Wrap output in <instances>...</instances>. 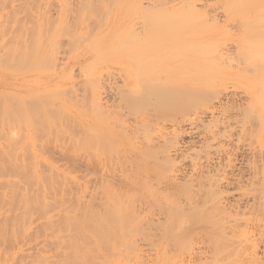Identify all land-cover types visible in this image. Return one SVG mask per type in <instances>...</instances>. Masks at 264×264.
Returning a JSON list of instances; mask_svg holds the SVG:
<instances>
[{"label":"rangeland","instance_id":"374dc122","mask_svg":"<svg viewBox=\"0 0 264 264\" xmlns=\"http://www.w3.org/2000/svg\"><path fill=\"white\" fill-rule=\"evenodd\" d=\"M5 1L7 2L1 3L0 0L2 4H0V8H2L1 6H4V8L5 6L6 8H11V6L15 4L16 9L19 11L16 15L18 22L16 18H12L14 21H9L11 18L0 19V83L3 82L10 88L0 89V168L7 170L13 169L11 172L13 171L14 173L10 172L12 177L11 175L7 177V182L13 186L14 190L10 188L11 186L8 187L7 183H1L2 179H0V251L2 255L7 253L5 254L7 258L10 261L17 260V264L20 261H23V263L20 262L19 264H25L26 262V264H53L60 260V256L64 251H68L67 248H65V244H63V248L60 243H58L60 246H57L56 242L60 240L68 242L70 237L67 235V231L64 232L65 229L62 228L61 230L64 231L60 234L61 236L57 234L56 227L58 228L59 225H57L56 222L60 223L64 214L69 213L74 216L80 213L78 212V203H76L77 199L85 197L86 199H84L88 201L89 196L87 194L89 192L91 193V189H89V181L91 178H88L89 171L87 172L85 169L87 168L85 164H87L88 156L91 153L90 133L88 129L91 117L92 81L94 77L100 76L102 80L100 79L98 82L101 83H99V88H101H98V91L104 92V86H106L108 83L107 81H109L105 78L109 79V73L113 72L114 74H118L119 71L141 70L142 72L154 71V75L157 73V76L160 77V74H162L164 79L167 77L172 78L173 81L177 80L176 82H169L168 80L171 79L166 78L168 89H166V87H161L163 90L160 88L162 92H165V90H167V92L169 91L167 96H169L170 100L168 103H164V105H168L169 103H172V105L170 106L169 104V108H167L168 106L165 108L163 105L162 108H165H163L164 112L169 111L166 113H168L171 118L166 117L167 121H169L165 122L166 120H164L165 123L161 122L160 130L158 129L156 133L154 131L151 134H155L153 135L155 138L160 135L170 136V138L177 137L175 139L176 142H174V139H169V141L167 137H165L166 141L169 143L168 146L171 142L174 143L173 150H169V148L173 146V143L168 149L166 148L167 151L169 150L170 152L169 159H172L171 161H173V163L170 160H163L164 157H167L165 156L167 152L163 151L165 154H162L163 152L158 154L159 160L162 154L161 160L165 161L166 166H170L171 164L174 166L175 164V167L170 166V170L173 168V173H171L172 175H166V170H168L169 167L167 169V167L164 166L165 164L163 165L164 162L162 163L156 160V162L162 163V170L164 169L163 171H165L162 177L157 178L160 180L165 179V182L172 179L174 176H178V178H180L178 181H183L182 183H184V180L185 182L188 181L187 178L189 176V178H191V175L196 177L195 175L197 174L201 176L206 173V175L204 174L205 176H201L206 177L209 175L207 173L209 169V172L212 173L216 168L217 171L219 170V173L215 170L214 174H210L209 176L212 179V184L206 185L208 189L204 188L208 191L207 196L210 195L206 203L203 201L204 198H207L205 197V190L203 189L204 191L201 190L202 192H200L199 187L195 188L196 192H198L197 194L195 193L196 196L201 193L197 196L198 206H196V199H194L195 203L193 202V206L196 204L197 210H195V208H190L193 207L192 205H189L190 207L187 206L186 204H188V202L184 199L186 204H184L183 200H180L179 203L181 205L182 201L183 206L185 205L186 208L189 207L191 209L190 212H187L189 208L186 209L185 206L183 207L187 210L185 211L189 215L191 214L190 217H192V215L196 216L194 213L197 212L199 214L197 216L202 217L201 214H206H203V211L206 212V209L210 210L208 207L211 204L214 203L211 206L214 207L215 205L216 208V201L219 204L217 208L221 210H219V212L218 209L211 208L213 209L212 212L214 210L218 212L213 213L214 217L211 216L213 219L210 225L213 224L214 227L212 225L209 227L210 229L207 227L209 224H206L204 221L201 223L204 222L206 225H204V223L200 225V221L198 220H194V222H196L192 225L194 222L191 221V219V222L188 221L183 226V230H187L190 227L196 229L198 225L204 228V230L201 228L199 229L204 231L203 233H209L211 235L210 237H213L210 240L212 241L211 243L207 242L208 236L205 237L207 241H205L206 239H204V237H198L192 242L193 244L190 245L189 251L185 250L186 252L183 253L178 251L175 246L172 247V243L168 241L165 234L166 229H164V227L167 223L165 221L168 220L164 218L167 216L166 219H168L169 214H162L157 210L156 213L160 214L159 216H157L158 214L156 215L158 219H160L159 222L156 224L158 219L155 215L153 218H149V221L152 219L150 222L152 224L154 222L155 226L159 225L160 227L156 226L158 228L154 227V229L153 225L147 222L148 224L150 223L153 228H145L150 234L148 239H145V241L141 240L139 244L137 242L138 246L135 248H133L134 246L132 247V244L130 245L131 248H128L127 244L130 240L132 242V239H137L138 237H131V239L129 237H124V239H130L129 241L126 239H122L119 242L113 241L112 244L113 246L115 244L116 247L111 245L112 241L109 243L110 245L108 244L109 248L108 246H106L107 248L102 246L107 244H100L101 246L98 244L99 247L95 245L91 248L96 257L94 256L91 261L96 260L95 264H231L234 261L233 259L238 261L240 259L236 257L232 258L233 256L231 255L233 253L241 255V264L249 260L251 261L250 258L253 260L257 258L259 264L264 263V219L263 217L262 219L259 218L264 214V212H262L263 214L260 213L264 211V208H261L264 207L262 206V204H264V193H262L264 185V117L260 119L255 109H252L254 108V99L256 97L260 96L264 99V71H262L261 68L262 64L264 65V38L261 37V35H264V0H244V2L243 0H238L241 2L236 0H166L167 5L163 4L165 2L164 0V2H161V0H152L151 2L148 0H131L129 4L132 8L129 9H122L120 6L122 1L120 2V0H89L88 4H85L84 0H74V2L76 1V5L74 7L75 12L73 16L77 17V24L79 27L77 28V32L73 33V36L64 35L61 38L38 37L37 35L18 36V34H15L18 29H26L29 32L30 30L38 29V24L35 20L36 17L34 16L38 15L36 10L39 11L40 6H48L50 3H54L52 11L50 10L51 8L49 9V15H51L52 18L55 17L54 19L58 18L57 11L61 8L56 7L58 3L57 0H54L56 3L53 0H39L43 2V5L38 0H19V2H17V0H15L16 2L13 0H10L11 2H9V0ZM63 1L64 0H62V2ZM134 1L138 3L137 7L131 4ZM154 1H156L155 4L153 3ZM245 2H247L246 4L249 3V5L243 7L242 5H244ZM63 3L65 4V2ZM239 3L242 4H240V7L238 6ZM36 4H39L38 8ZM51 5L50 7H52ZM53 9L54 11L56 9V12H54ZM63 9L64 11L60 13L65 16L66 8L64 7ZM146 15L151 16L150 18L152 21H150L149 16ZM167 18H169L167 21L168 23H162L166 21ZM115 20H118L117 22L120 23L125 22L127 26L117 29L115 28L117 24ZM242 20L246 21V23ZM247 20L251 22H247ZM135 21L140 23L137 25L138 23L136 22V30L139 31L136 34H140L142 31L144 32L143 26H145V34L142 32V35L134 36L136 34L133 35L128 33L130 31V26ZM153 21L156 22H154L156 25L157 22L161 25V27L157 26V29L160 28L159 32L163 37L165 36L164 38H169L171 36V39H166L167 43L171 42L169 40H174H172L173 44L170 43L165 45L166 42L164 40L163 43H161L163 44L161 47H168L163 49L165 51L167 49L164 55L172 52V54L166 55L167 58H169L167 60L161 58L164 57L161 53L163 50L160 49L161 51L158 50L160 52L155 51V53H153L151 47L153 42L151 43V40L147 42L149 34L156 37L153 34L154 31L152 32L155 27L154 24L153 27L151 25ZM41 23L43 24V31L48 28L51 31L56 29L61 30L58 23L54 26L47 21V18L41 21ZM247 23H250V25H247ZM251 23H253L254 28L250 27L252 26ZM247 26L251 29L247 30ZM114 28L115 30H113ZM150 29L152 30L150 31ZM165 29H169V31ZM13 31L16 32L13 33ZM18 31L20 32L21 30ZM116 31H120V33ZM149 31L152 33H149ZM257 32L262 34L258 36ZM14 34L17 36H13ZM255 34H257L258 38ZM166 35L168 36L166 37ZM162 36L161 39L163 38ZM131 41L135 44L139 42L140 45H133L134 43L131 44ZM261 43H263V45H261ZM135 53L142 58V61H146L147 57L150 59L151 56L155 55L160 59L155 61L152 65H150L151 63L145 62L147 66H144L142 63L141 66H139L138 61L134 60L131 56ZM101 54H105L106 58L99 59L98 61L95 60V58H97L96 56L99 57ZM258 55L262 57L261 60H258ZM166 56L164 58H166ZM202 57H205L204 62H201V60H203L201 59ZM184 58L186 59L184 60ZM208 58L211 60V63L206 60ZM148 59L147 61H149ZM185 61L187 65L184 64ZM205 61L209 63L210 67H214L215 69L213 68V70H216L217 73H222L223 71L222 75L228 76L224 77V79L227 80L225 82H218L215 78L213 81V77L215 75L217 77L218 75L215 72H210L212 76L210 73H208L210 75H207L212 77L210 82L213 81V83L206 85L208 84L207 82L204 84V82L209 81V77H205V74L212 70L209 69L210 67ZM198 62L200 67V63L204 66H202L200 70L204 73L206 71L203 77L204 82H202V72L200 70L196 71L199 66L193 64ZM192 64L195 68H193ZM142 67H144V70ZM216 67L222 70H218ZM139 68L141 69L139 70ZM142 72L141 74H143ZM213 73H215V75ZM154 77L157 78L156 76ZM154 77L152 74L151 78ZM115 78L118 77L116 76ZM151 78L148 77V80H152ZM160 78V81H164V79ZM174 78L177 79L174 80ZM206 78L208 79L206 80ZM138 80L140 81L137 77H124L116 81V83L113 81V83L115 84L114 87L118 88L120 86L123 87L126 81L135 82L136 84L140 83L137 82ZM103 83L105 84L103 85ZM164 85L165 81L162 86ZM105 88H107V86ZM142 88L141 85L139 89ZM144 89H142V91ZM172 89H174L176 93L180 90L179 97L181 93L182 95L184 93L187 96L189 95V100L187 96H185L187 98L181 96L183 100L187 99L188 102L193 101L190 97L199 98V100L194 99L196 101L198 100V102L195 101L196 103H194L196 105L190 102L192 106L189 107L192 108L188 107L190 110L186 111V113L188 114V112H190L187 117L185 116L182 118L183 113L182 111H180V113L179 110L187 107L188 105L186 104L188 103L183 105L181 103V98V101L178 102L180 99H177L179 97L175 96L177 94L174 93V91H172L171 94ZM169 93L172 99L176 97L175 99L178 101H171ZM162 95L164 96V94ZM31 97L33 101L29 100ZM13 98L16 99L14 100ZM21 98H24L28 103H19L18 100ZM165 100H168V97H166ZM144 101H141L140 104L138 103V109ZM145 102H147V100ZM151 102H154V100ZM173 102L174 105L177 104V106H174ZM149 103L150 102H148V104ZM178 103L181 104V108L178 106ZM183 103H185V101ZM153 104H155V102ZM146 107L144 109L140 107L142 113L136 108V111L139 113V115H136L138 119H143L145 118L144 116L148 115H146V111H148L147 109H149L150 105H146ZM174 107H177V112L176 109H173ZM188 108H186V110ZM171 109L173 110L171 111ZM50 110L56 113L57 119H51L52 117L54 118L55 115L51 117ZM52 121L53 124L51 123ZM221 122L224 124L221 125ZM54 123H56L55 125L57 128ZM215 125H218V128H216L217 126L214 128ZM48 126L49 129H44ZM50 126L55 129H51ZM219 126H221L220 129ZM213 128L214 130L212 131ZM14 132L17 133V136H12ZM221 132L222 135H219ZM215 134L216 137L217 135L222 137H217L218 140H216ZM139 136H141V138L139 137L137 141L138 145L148 141H146L147 137L144 139V142L141 132ZM145 136L148 135L145 134L143 137ZM61 151L63 155L66 156L67 154V160H65V157V159L62 158L63 155ZM61 155L62 157H60ZM36 157L39 160L37 166L40 168V173H42L43 176L52 178L53 172L55 174L61 173V176H64L59 178L61 179L59 182L55 177L56 188L58 187V189H54L55 187L53 186H51L52 190L54 189L53 191L49 190L50 186L44 189L49 190L48 192L44 191V193L46 192L45 196H47L45 198H48L47 215L48 219H51H49V222L46 220L47 218H45V220L49 222L48 227H46L47 222L45 223V220L42 218L43 214L41 210L37 209V211L33 209L32 215L30 214L29 216H35L32 217L33 219L28 216V220L26 219L25 222L24 217L26 214L22 202V204L20 203L22 206L18 204L19 207L13 210L9 208V201L12 198H17L19 203L20 193L24 192L23 189H21L23 188L21 185H25V181L21 179L22 177L17 173V169L26 168L31 170L29 162L35 163L33 160L36 159ZM70 158L73 160H70ZM84 161L85 164H83ZM153 161H155V159H152L151 163H149L152 164ZM169 161L170 163H168ZM194 164L195 166L198 165L196 166L197 168L193 166ZM217 164L221 167H226L228 165V167H226L227 170L225 168L221 170L222 168L220 169ZM191 168L196 169L194 170L195 172H190V170H193ZM204 170L206 172H204ZM224 170L227 172L225 171V173ZM220 171L225 174H220ZM193 172L195 174H193ZM216 174H218V177ZM120 175H123V173L118 174V176ZM118 176L115 177L116 179H110L112 182L118 179L116 182L119 184L120 179ZM199 176L197 175V178H199ZM17 177H20L19 179L24 181H20L22 182L20 183L21 185H19L20 187H18L17 184L19 183V179H16ZM89 177H91V175ZM15 180H17L16 183H14ZM74 181L81 185L76 184ZM87 181L89 184H87ZM116 182L114 183L117 184ZM154 183H158L157 179L154 180ZM66 184L67 187H65ZM71 185L72 188L70 187ZM38 186L39 185L36 184L35 187L30 189L43 188L42 184ZM25 187L26 186H24V190ZM69 187L73 192L69 191ZM18 188H20L22 192ZM64 188L67 189L64 190ZM137 188H140V185ZM36 190L37 189L32 190V192L30 191L31 195L33 194L32 196L38 194V190ZM161 190L163 191L161 192ZM161 190L160 192L163 196L165 189L162 188ZM34 191L36 192L35 195ZM77 191H80L81 194ZM212 191H217L218 193L216 192L217 194L212 195V197ZM167 192H165V194ZM203 192L204 195H202ZM165 194L163 197H165ZM200 196H202L203 199ZM199 198H201L203 202ZM7 199H9L8 202ZM72 200H74V202ZM61 203L64 204V208H60ZM135 204H138L137 201L134 205ZM165 204L166 202L163 206H165ZM63 209H65L67 213L63 211ZM256 209L260 211L258 215L262 214L259 217L256 215L257 213H255L258 211ZM199 211L201 213H199ZM36 214L39 216L37 217ZM186 214L185 216H189ZM209 214L212 215L210 212ZM58 216L61 218V221H59L60 219ZM253 217L254 220L255 217L257 220L258 218L260 219L258 223H252L254 221ZM249 218L251 219L247 221ZM51 221L54 223L53 225ZM213 221L217 223L220 222L218 225H223V227H225L226 230H224V234L218 233L216 223H213ZM11 223L14 225L16 223L15 227ZM147 223L146 226H148ZM44 224H46V226H44ZM54 225L55 228L52 227ZM50 226L51 228H49ZM205 226L206 229L208 228L211 231L206 230ZM228 227L229 229H227ZM49 229L51 232L54 231V234L53 232L51 234ZM199 229L197 228L194 231L198 233L200 231ZM47 230H49V232ZM246 231L249 234L244 237ZM212 232L213 235L220 234V236H213L211 234ZM72 234L75 236L74 232ZM52 235L57 236L59 241L55 236L52 237ZM221 235L227 239L225 244H228V248L226 245H224V247H222V245L221 247L227 248V250L221 251V247H219L220 249L217 251L223 252V254L220 253L214 256L215 253L212 252L213 248L217 245L220 246V244L216 245V243L213 242L217 237L222 238L223 236ZM50 237L57 241L54 243L53 239ZM247 237L250 240L249 242L245 241ZM221 240H219V242H222ZM125 241H128V243H125ZM252 242L254 243L253 247H251V244H253ZM117 243H119V245H117ZM123 243L127 246L122 245ZM213 244L215 245L212 247ZM54 245H56L57 248ZM243 246L244 250L242 249ZM110 247H112V251L109 252L108 250ZM60 248H65L66 250H61ZM104 248L107 249L108 252L105 251ZM41 249H43V251L47 249L46 251H48V254L46 251L45 253L41 252ZM59 251L61 252L59 253ZM212 255L214 258H212ZM18 260L20 261L18 262ZM260 260L262 263H260ZM248 264L258 263L249 262Z\"/></svg>","mask_w":264,"mask_h":264},{"label":"bare ground","instance_id":"6f19581e","mask_svg":"<svg viewBox=\"0 0 264 264\" xmlns=\"http://www.w3.org/2000/svg\"><path fill=\"white\" fill-rule=\"evenodd\" d=\"M11 1L9 0V2H11ZM13 1H15V0H13ZM84 1H85V4H88V2H89V0H84ZM130 1L131 0H120V2H121L120 3L121 8L122 9L132 8V6L129 4ZM148 1L151 2L152 0H148ZM164 1L161 0V2H164L163 3L164 5H167L166 4V0H164ZM236 1H238V0H236ZM2 2L5 3L7 1H5V0L2 1L1 0V3ZM17 2H19V0H17ZM39 2H41V1H39ZM57 2L58 3L56 5V7H60L61 8L60 10L58 9L59 11H57V17L58 18L54 19L55 17L52 18L51 15H49L50 14L49 11L50 10L52 11L53 4L54 3L53 4L50 3L48 5L49 6L48 7L46 5L44 6L42 4L43 2H41V4L43 6H40L39 7L38 6L39 4L38 5L36 4L37 5V8L39 7V11L36 10V12L38 13V15L37 16H34V17H36L35 20H36V23L38 24V29L30 30V32L28 30H26V29L25 30L18 29V30H21L19 32L16 29L17 32L15 31L16 32L15 33L13 31V33L18 34V36H36L37 35L38 37H46V38H61L64 35H72L73 36V33H76L77 32V28L79 27L78 24H77V17L76 16L75 17L73 16V14L75 12L74 11V7L76 5L75 4L76 1L74 2V0H64L63 2H65V4L62 2V0H57ZM238 2H241V1H238ZM243 2H244V0H243ZM153 3L155 4L156 1H154ZM246 3L247 2H245L244 5H242L241 3H239L238 6L240 7V4L243 7H245V5H249V3L248 4H246ZM58 4H59V6H58ZM131 4L133 6H136V7L138 5V3H136V1L132 2ZM6 5H7V3H6ZM50 5L52 7H50ZM233 6H234V3H233ZM1 7L4 8V6H1ZM64 7L66 8V10H65V16H63L62 13H60V12L64 11V9H63ZM243 7H241V8H243ZM2 8H0V10ZM228 8L230 9L229 6H228ZM18 11L19 10L16 9L15 4L12 5L11 8L10 7L9 8L8 7L6 8V6H5V8L0 11V19H10L11 18L9 21H14L12 18H14V19L16 18V15H17ZM53 11H54V9H53ZM54 12H56V9H55ZM149 14H151V13H149ZM151 15H153V14H151ZM146 16H149V15H146ZM154 16H153V18H154ZM150 17L151 16H149V18ZM162 17H164V16H162ZM46 18H47V21H49V23L53 24L54 26L58 23L59 24L58 26L61 28V30L56 29L54 31H51L48 28V29H46V30L43 31V29H42L43 24L41 23V21H43ZM16 20L18 22V19L17 18H16ZM135 20H136V18H135ZM149 20L152 21L151 18ZM168 20H169V18H167L166 21H164L162 23H165V22L168 23L167 22ZM115 21L117 23L115 25V28H117V29H121V28H124V27L127 26V24L125 22H123V23L121 22L120 23V22H117L118 20H115ZM138 21H135L133 24L131 23L132 25L130 26V31L128 32L129 34H133L134 35L137 32H139V31L136 30L137 25L140 24ZM242 21L246 23V21H244V20H242ZM154 22L155 21H153V23H151V22L150 23H151L152 27H153V24H154V26L156 27V29L154 27V30L150 29V31L151 30H152V32L154 31L155 33L153 32V34L156 37H153L151 34H149V37L147 38V42L150 41V40H151V43L153 42V45L151 46L153 53H155V51H158L160 49L163 50L164 48H168V47H161V45H163V44H161V43H163V40L166 42L165 45H168L170 43L173 44V42H172L173 39L172 40H169L171 42L167 43L166 39L167 40L168 39H171V36L169 38H164L165 36L163 37L161 35V33L159 32V29L160 28L157 29V26H160L161 27V25L158 24L159 22H157V25L155 24L156 22L155 23ZM247 22H251V21H248L247 20ZM248 24L250 25V23H247V25ZM135 25H136V27H135ZM251 25L252 26H250V27H253V23H251ZM134 27H135V30H134ZM143 27H144L143 30L146 33L145 26H143ZM250 27L247 26V30H250L251 29ZM115 28L113 30H115ZM132 31H134V32L136 31V32L134 33ZM150 31H149V33H152ZM163 31H164V29H163ZM166 31H169V29L166 30ZM116 32L117 33H120V31H116ZM142 32L140 34L138 33L139 35L136 34L134 36H140V35H142L144 33V32L143 33ZM15 34L13 36L16 37L17 35H15ZM162 34H163V32H162ZM261 34L258 33V36L261 35ZM160 35L164 39L163 38L161 39V36ZM167 36L168 35H166V37ZM255 36H257V34H255ZM258 36H257V38H258ZM261 37L264 38V35L263 36L261 35ZM157 40H159V41H157ZM255 41H256V39H255ZM131 42H132L131 44L134 43L133 41H131ZM259 42H260V40H259ZM136 44H139L140 45L139 42H136ZM136 44L134 43L133 45H136ZM261 45H263V43H261ZM160 51H158V52H160ZM166 51H167V49H166ZM166 51L163 50L161 53L164 55ZM173 53H174V51H173ZM170 54H172V52L171 53H168V54L166 53V55H170ZM166 55H164V57ZM177 55H178V53H177ZM131 56H132V58L134 60H137L138 61L139 66H141V63L144 66L145 65L147 66V64H145V62L146 63H151L150 65H152L155 61H157V60L160 59L158 56L155 55V56H151L153 58L150 57V59H148L149 57H147V59L149 61H147V59H146V61L143 60L144 61V63H143L142 58L138 54L135 53V54H133ZM204 56H206V55H204ZM96 57L97 58H95V60L98 61L99 59H102V58L105 59L106 58V55L105 54H101V55H99V57L98 56H96ZM164 57H161V58L162 59H165V60L169 59V58H167V56H166V58H164ZM258 57H259L258 60H261L262 57L259 56V55H258ZM186 58H187V56H186ZM186 58H184V60ZM204 58L205 57H202L201 58V59H203V60H201V62H204V60H205ZM213 58H214V56H213ZM263 59H264V57H263ZM263 59H262V62H263ZM197 60H200V59H197ZM206 60L207 61H210V63H211V60H209V58L206 59ZM207 61H205L206 64L208 63ZM213 63H214V60H213ZM256 63H259V62H256ZM184 64L187 65L186 61L184 62ZM193 64L194 65L197 64L199 66V62L198 63H193ZM193 64H192V66H193ZM197 65H195V66H197ZM200 65H201V67L203 66L202 63H200ZM208 65H209V63H208ZM192 66H191V68H192ZM263 66L264 65L262 64V67H261L262 68V71H264V67ZM201 67L200 66L198 68L196 67L197 68L196 71H199L201 69ZM207 67H206V69H207ZM209 67H210V65H209ZM193 68H195V67L193 66ZM213 68L214 67L211 66L209 69H212L213 70ZM140 69L141 68H139V70ZM142 69L144 70V67H142ZM204 69H202V70H204ZM216 69H218V68L216 67ZM212 70L209 71V72H207V73L204 70L206 74L200 70L202 72V78L204 77V74L206 75L205 77H207L212 72L217 73L216 70H213V71ZM220 70H222V69H220ZM141 72L142 71L140 70V71H119L118 74H114L113 72L109 73V79L108 78H105V79H107L109 81H107L108 82L107 85H106L107 88H105L106 86H104V92L103 91L102 92L101 91H98V88L100 86L99 85L100 82H98V81H100V79H101L100 76H99L100 78L97 77V76L94 77V79L92 81L91 117H90L89 129H88V132L90 133V148H91V153L88 156V160L86 159L87 160V164H85V161L83 162V164L87 165L86 166L87 168H85V169L87 170V172L89 171V176L91 175V177L88 176L89 179L91 178L90 181H89L90 184L87 181V184H89V186H90V187L89 186L88 187H89V189H91V193L88 191L89 192L87 194L89 196V199L87 197L88 201L85 200L86 199L85 197H84L85 199L83 197L78 198L77 201H76V203H78V206H79V211L78 212H80L81 214L78 213V214H76L74 216L71 214L72 215L71 216L69 213H67V211H65V209H63V211H65L67 214H64L63 215L64 217H62V221H61V218H59V216H58V218L60 219L59 221H61V222L60 223L56 222L57 225H59L58 228L56 227L57 234H59V236H61L60 234L63 233V231H64V230L62 231L61 228L62 229H65L64 232L67 231L66 233H67V235H69L70 239H69L68 242H64L63 240H60L59 241V238L57 236H55L56 234L55 235H52V237L55 236V238H57V240L59 241V242H56L57 243V246L58 245L60 246V244H62V248H63L64 247L63 244H65V248H67V250H68V251H64L63 254H61V256H60V260H58L56 263H53V264H95V261L96 260H92L91 261V259L95 256L94 255V252L92 251L93 250L92 249L93 246L98 245V244L99 245L100 244L101 245L102 244H107V245H102V246H105V247L108 246V248H109V245H110L109 243L111 241H112L111 242V245L113 246V244H112L113 241H115V242L118 241L119 242L120 240L124 239V237H126V238L129 237L130 239H131V237H135V238L136 237H138V238L140 237L139 238V241H138V238L137 239H132L133 241L135 240L134 242L133 241L131 242L130 239H126L125 238L128 241L130 240L129 243H128V241H125V243L126 242L128 243L127 244L128 245V248H131V246H130L131 244H132V247L134 246L133 248L137 247L138 244H139V242H141V240L142 241L143 240L145 241V239H148V237L150 236L149 232H147L145 228H147V227L148 228L149 227L152 228V226H151L152 223L150 222L152 219L149 221V218H153L154 215L156 216L158 214V213H156L157 210L159 211V213H162V214L163 213H165V214L168 213L169 214L168 219H166L167 216H165V218H164L165 220H168V221H165V222H167L166 223V226L164 227V229H166V233L165 234H166V237L168 238V241L172 243V245H173L172 247L175 246L178 251H181L182 253L183 252H186V251H189L190 245L193 244L192 242L194 240H196V238H198V237H202V238L204 237V239H206L205 237L208 236L209 237V238H207L208 241H207V239L205 241H207L208 243H211L212 242L210 240L213 237H210L211 235L209 233H203L204 231H201L199 228H201L202 230H204V228L200 227L198 224H197L198 225L197 228L201 231V232L199 231L198 233H197V231H194L197 228L196 229L195 228L192 229L193 227H190L191 229L189 228L187 230H183V226L185 225L186 222L190 221V219L193 222H194V220L200 221L199 222L200 225H202L204 222H206V224L207 223L209 224V225H207L208 228L213 225V224L210 225L212 223L211 221H212V219L214 217L213 216L214 215L213 213H216L219 210H221L220 208H217V206L219 205L217 201L215 202V203H217L216 208H215V205H214V207L211 206L214 203L211 204L208 207V208H210V210L206 209L207 210L206 212L203 211V214L204 213H206V214H204V215L201 214L202 217L197 216V215H199L198 212L197 213H194V214H196V216L195 215H192V217H190L191 214L189 215L187 212H190L191 211L190 208H193V209L195 208V210H197L196 209V206H198V204H197L198 203L197 196L199 194H201V193H199L196 196L195 193L197 194L198 192H196L195 188H198L199 187V191L200 192H202L201 190H203L204 188H207L208 189V186H206V185L212 184V179H211V177L209 175L210 174L212 175V173L214 174V171L216 170V168H215L214 171H212V173H210L209 172L210 169L208 167L209 170L207 169L208 170L207 173L209 175H207L206 177H201V176H205L206 175V173H204V172H206L205 170L203 172L205 175L201 173L202 175L200 174L201 176H199V174H197L199 176V178H197V175H195L196 177H194L193 175L190 174L191 175V178H189L190 176L188 175L189 177L188 178L186 177L188 181L185 182V180H184V183H182L183 181L182 182L178 181V180H180V178H178V176H174L173 178L171 176H169L172 179H169L168 181H165V182H164L165 179L164 180H160L159 178H157V177H162V175L165 174L164 173L165 171H163L164 169L162 170V168H163L162 167V163L164 162L163 163V165H164L166 160L167 161L168 160H170V161L172 160V159H169V157H170L169 150H171L174 147V143L171 142V144L169 146H171L172 143H173V146H171V148H169V150L167 151V149L169 147L168 146L169 143L165 139V137H167V136L160 135L159 137H156L155 138V137H153V135H155V134L151 135L152 132L155 131V133H156L158 129L160 130V128H161L160 127L161 126V122L165 123V122H168L169 121V120L167 121V118L166 117H170L169 114L166 113V112H169V111H165L164 112V109L166 108V106H168L170 104L169 103L168 105L167 104L164 105V103H168L169 100H170L169 99V96H167V93L169 91L167 92V90H165V92H162V91H160V88L161 87L162 88L163 87H166V89H168L167 88V84L168 83H166L167 82V79H171V80H168L169 82H176L177 80L176 81H173L172 78H167L166 76L165 77L167 79L165 78L166 79L165 80L164 79V76L162 74H160L161 75L160 77H163V78H160L159 76H157L158 75L157 73H155V75H154V71H143L142 72L143 74H141ZM208 73H210V74H208ZM215 73H213V74L215 75ZM145 74H147L148 76L145 75ZM152 74H153V77L156 76L157 78H155V77L154 78H151ZM222 74H223V71H222V73H220V72L217 73V75H218L217 77H216V75L215 76L213 75L214 76L213 77V81L216 78L215 80H217L218 82L219 81L225 82L227 79L225 80L224 77H228V76H224ZM116 76L119 79H123L124 77L125 78L126 77L127 78H129V77H134V78L137 77V79H140V81L138 80L137 82H140V83H137L136 84L135 82L126 81V82H124L125 84L123 85V87L120 86L118 88H115L114 87V85H115L114 83H116V81L119 80L118 78H115ZM140 76H142V77L144 76V77L142 78ZM211 76H212V74H211ZM211 76H208L209 79L206 78V80L208 79L209 81L204 82L203 81L204 78H203L202 79V82H204V84L208 82V84H206V85H209V84L213 83V81L210 82L212 80V77ZM148 77L151 78L152 80H148ZM159 78L160 79H164L166 86L165 85L162 86L164 84V81H160ZM188 78H190V77H188ZM175 79H177V78H174V80ZM142 80L145 81V82H143ZM113 81H115V82L113 83ZM180 81H182V80H180ZM104 84L105 83H103V85ZM140 84L143 87L142 89L145 88L143 91H142V89H139L140 86H141ZM146 85H148L149 87L146 86ZM1 88L10 89L8 87V85L4 84L3 82L0 83V89ZM169 90H170V88H169ZM172 91H174V89L171 90V94H172ZM179 91L177 93H176V91H174V93L177 94V95H175L176 97H179L178 96L180 94ZM162 94H164V96ZM169 95H170V93H169ZM183 95L181 93L180 97L177 98V99H180V98L182 99V102L181 103L183 105L186 104V103H188V104H186V105H188L187 107H184L183 108V106H182V108H183L182 110L181 109L180 110L178 109L179 112L182 111L183 114H186V115H183L182 114V118H184L185 116L186 117L188 116V114H189L190 111L188 112V114L186 113V111L190 110L189 108H192V107H189V106H192L190 104V102L192 104H194V103L198 102V100H199V98H197V97L194 96L195 98L190 97L191 99H193V101L188 102L189 95L187 96V95H185V93ZM181 96L183 98L185 96H187L188 97V100L187 99L186 100H183V98ZM208 96H210V95H208ZM166 97H168V100H165ZM170 97H171V101L172 100H176L175 99L176 97H174L173 99H172V96L171 95H170ZM187 97H185V98H187ZM13 99L15 100L16 98H13ZM181 99L179 101L176 100V102L177 101L180 102ZM194 99H198V100L196 101ZM29 100L33 101L32 97ZM144 100L145 101L147 100V102H145ZM152 100H154L155 104H153L154 102H151ZM141 101H144V103L142 102L141 105L139 106V109H138L137 108L138 103L140 104ZM184 101H185V103H183ZM18 102L19 103H25V104L28 103L24 98L19 99ZM148 102H150V103L148 104ZM174 102H173V105H174ZM146 105H150V107H151V108L149 107L150 110L147 109L149 111V113H148V111H146L147 112L146 115L148 114L149 117H148V115L147 116H144L143 115L145 118L138 119V117L136 116V115H139L138 111L141 108L144 109L146 107ZM163 105L165 107V108L163 107L164 109L162 108ZM171 105H172V103L170 104V106ZM180 105L181 104L178 103V106L179 107H180ZM194 105H196V104H194ZM174 106H177V104L174 105ZM253 107L254 108H252V109L253 110L255 109V111L258 114V117L260 119H262V117H264V99H263V97H260V96L259 97H256L254 99V105H253ZM136 108L138 109V111H136L137 110ZM146 108H148V107H146ZM167 108H169V106ZM176 108L174 107L173 109H176ZM186 108H188V109L186 110ZM173 109H171V111ZM184 110H185V112H184ZM141 111L142 110H140V112ZM136 112H137V114H136ZM176 112H177V109H176ZM171 113H173V112H171ZM55 114H56L55 112H52L51 111V117L54 116ZM57 118H58L57 115H55V117L54 118L52 117L51 119L55 120ZM170 118H168V119H170ZM164 120H166V121L164 122ZM191 121H192V119H191ZM51 123L53 124V121ZM55 124L56 123H54V125ZM214 124H216V123H214ZM223 124L224 123L221 122V125H223ZM218 125H215L214 128L216 126H217L216 128H218ZM55 127H56V125H55ZM50 128H51V126H50ZM52 128H54V127H52ZM214 128L212 129V131L214 130ZM220 128H221V126H219V129ZM44 129H49V126L46 127V128H44ZM219 131H221V130H219ZM140 132L142 133L143 136L145 134L148 135V136H145V137L142 136L143 140L148 137L146 139V141L147 140L148 141L145 142V140H144L145 143H141L140 145H138L137 144V141L139 140V137L141 138V136H139L140 135ZM213 133H212V135L214 137V134ZM207 135H209V134H207ZM219 135H222V132ZM12 136H17V133L14 132V134ZM217 137H219V136L217 135ZM217 137H216V134H215V138H217ZM221 137H219V138H221ZM176 138H177L176 136L174 138L173 137L170 138V136H169V137H167V140H169V139L173 140L174 139V142H176V140H175ZM216 140H218V138ZM141 141H142V139H141ZM163 151L167 152L165 156H167L168 158L167 157H164L163 158V160L165 159V161H162L161 160L162 154H165ZM160 152L161 153L163 152V153L161 154L160 160H159L158 154H160ZM61 154H62V151H61ZM62 155L60 157H62ZM66 156H67V154H66ZM66 156L63 155L62 158L63 159L66 158L65 160H67L68 158ZM157 157H158V159H157ZM149 159H150V161H149ZM152 159H155V161H153L152 164H150ZM70 160H73V159L70 158ZM156 160H159L162 163L161 162H158V161L156 162ZM33 161L35 163L29 162V165L31 166V170L30 169L28 170L26 168H19V169H17L18 172L16 171L22 177L21 179H24V181H25V185H21L20 183H22V182H20V181H23V180H20L19 179L20 177L19 178L18 177L16 178V179H19V183H17L18 184V187H20L19 185L23 186V188H21V189H23V191H24V192H22V190L20 188H18L23 193L22 194V193L19 192L20 193V198H19L20 199V202L18 203L19 200L17 198H12L10 201H9V199H7V202L9 201V206H10L9 208H11L12 210L15 209V208H17V207H19V205L22 206L21 205L22 203L24 204V210H25V214H26L25 217H24V221L25 222H26V219L28 218V216L32 213L33 209L41 210L42 211L41 213L43 214V217H42V214L41 213H40V215L43 218V220H45V218H47L46 220H48L50 222L51 219L49 218L50 219L49 220L48 219V215H47L48 214L47 213V208H48L47 199L48 198L47 199L45 198V197H47V196H45V193L48 192L49 190H52L51 186L55 187L54 189H58V187L56 188L55 177L57 178V181L59 182L61 180L59 178H61L63 175L61 176V173L60 174L59 173H56L55 174L54 172L52 173V171H51V173H52V176L51 177L52 178H50L49 176L48 177L47 176H43V174L40 173V171H41L40 168L37 166V163L39 162V160L37 159V157ZM170 161L168 163H170ZM171 162L173 163V161H171ZM217 165H219V164H217ZM223 165H225V164H223ZM164 166L167 167V169L169 167V169L166 170V175L173 173V168H171V170H172V172H171L170 166L175 167V164H174V166H173V164H171L170 166L169 165L166 166V164H165ZM193 166L195 168H197L196 166H198V165L195 166V164H194ZM81 167H82V165H81ZM214 167H216V166H214ZM219 167H220V169L222 168L221 170H223V168H225L227 170L226 167H228V165L226 167H224V166L221 167L219 165ZM100 169H101V171H100ZM191 169H193V168H191ZM11 170H13V169H8L7 170V169L0 168V179H2L1 180V183H3V184L7 183V186L8 187L11 186L10 183L7 182V177H10ZM169 170H170V172H169ZM194 170H196V169L190 170V172H192ZM226 170H224V172ZM98 171L100 172L101 175L99 174ZM194 172H193V174H195ZM199 172H202V171H199ZM224 172L220 171V174L221 173H224ZM11 173H13V171ZM120 173L121 174L123 173V175L118 176V174H120ZM217 173H219V170L217 171ZM217 175L218 174H216V176ZM117 176L120 179L119 184H118V182H116L118 179L116 181H113V182L111 180V179H113V178H115ZM11 177H12V175H11ZM166 177H168V176H166ZM154 178L157 179V181H158L157 184L154 183V180H155ZM16 181L17 180H15L14 183H16ZM114 182H116L117 184H115ZM35 183L37 185H39V186H40V184H42V187L43 188H41L39 186H38L39 189L38 188H35V189L38 190V194H36V192L34 191L35 192L34 195L35 194L36 195L35 196H32L33 194L31 195L30 191L32 192V190H35V189H32L31 190L30 188L35 187V185H36ZM17 184H16V188H17ZM76 184H78V183H76ZM72 185L70 186L71 188H72ZM139 185H140V188H137V187H139ZM24 186H26L25 187V190H27V191L24 190ZM47 186H50V189L49 190H44V189H46ZM203 186H206V187H203ZM65 187H67V184L65 185ZM70 187H69V191L70 192H73V190ZM10 188L13 189V186H11ZM162 188L165 189L164 192H163L164 194H165V192L168 191L166 193L167 195L165 194V197H163L164 194L162 196V193H161L163 191V190H161ZM65 189H67V188H64V190ZM89 189H87V190H89ZM160 190H161V192H160ZM204 190H205V193H206L205 197H207V198L206 199L204 198L205 199L204 200L202 198V196H200V197L203 199V201H205L204 203H206V200L208 199V197L210 195L207 196L208 191L206 189H204ZM44 191H46V192L44 193ZM77 192L79 193L80 191H77ZM216 192H213L212 191L211 192V196L212 195H216L218 193V192L217 193ZM262 193H264V185H263V192ZM80 194H81V192H80ZM82 195H83V193H82ZM194 195L196 196V198H195ZM202 195H204V192H203ZM66 196H69V195H66ZM201 198H199V199L201 200ZM215 198H217V197H215ZM183 199L186 200L188 202V204H186V202ZM194 199H196V204H197V205L195 204L196 206L194 205L195 207L193 206ZM135 200L137 201L138 204H135L134 205V203L136 202ZM180 200H183L184 204H186L187 206H189V205L191 206L192 205L193 207H190V206H189L190 208L187 207V208H189L188 211H187L186 210L187 208H186L185 205L184 206H185L186 209L183 208L184 206L182 205V201H181V205H180V203H179ZM72 201L74 202V200H72ZM167 201H169V202H167ZM70 202H71V200H70ZM165 202H166V204H165V206H163V204ZM63 205L64 204L61 203L60 208H64ZM200 205H204V204H200ZM262 206H264V204H262ZM197 208H199V207H197ZM211 208L218 209V211L217 210H214L212 212L213 209H211ZM261 208L263 209L264 207H261ZM261 208H260V211H261ZM45 210H46V213H45ZM256 210H258V211L255 212V213H257L256 215H258V213L260 211H259V209H256ZM209 212L212 213V215H210ZM262 212H264V211H261L260 213H262ZM184 213L185 214L187 213L189 216H185ZM199 213H201V212L199 211ZM207 214H209V215H207ZM262 214H259L258 217L260 215H262ZM159 215L160 214H158L157 216H159ZM34 216H29V217L32 218ZM38 216L39 215H37V217ZM157 216H156V218L158 219ZM211 216H213V217H211ZM262 217L264 219V214L262 216H260L259 218L262 219ZM259 218H258V220H260ZM250 219L251 218L247 219V221L250 220ZM46 220H45V223L47 222ZM159 220L160 219H158V221H156V224H157V222H159ZM253 220H254V217H253ZM255 220L252 223H255V222L258 223V220L256 219V217H255ZM202 221H204V222L201 223ZM49 222L46 223L47 226H46V224H44V226L48 227ZM147 222H150L151 223V224L149 223L150 226H149V224ZM195 222L192 223V225L195 224ZM146 223H147L148 226H146ZM213 223H216V228L218 229L217 230L218 233L220 232V233L224 234V230H226L225 227H223V225L222 226H219L218 224L220 222L217 223V222H214L213 221ZM53 224L54 223L52 222V225ZM206 224L204 223V225H206ZM12 225H14V224H12ZM15 225H16V223H15ZM15 225H14V227H15ZM152 225H153V228L156 227V226H159V225H156L155 226L154 222H153ZM163 225H165V224H163ZM52 227L55 228V225L52 226ZM213 227H214V225H213ZM49 228H51V226ZM156 228H158V227H156ZM208 228L206 229V226H205V229L206 230H209L210 229V228L209 229ZM227 229H229V227ZM13 230L16 231L15 229H13ZM49 230H47V231L49 232ZM209 231H211V230H209ZM50 232H51V230H50ZM52 232L54 234V231H52ZM52 232H51V234H52ZM71 232L72 233L74 232V235L75 236H73V234ZM151 232H152V230H151ZM213 232L211 233L212 235H213ZM247 234H249V233H247V231H246V233H244V237H246ZM216 235L217 234H215L213 236H216ZM12 236H13V233H12ZM217 236H220V234L217 235ZM221 236H223V235H221ZM52 237H50V238H52ZM218 238H219V240H221V239L224 238V236L222 238L217 237V239H215V241L213 240L214 241L213 243H216V245L217 244H220V246L217 245L218 247L217 246H214L215 244L212 245V247L214 246L213 251H212L213 253H215L214 256L216 254L218 255L220 253L223 254V252H220V251H217V250H219L220 249L219 247H221L222 245H223L222 247H224V245H226L225 244V241L227 239L224 238L225 239V240L223 239L224 241L221 240L222 242H219ZM52 239H53V242L54 243H55V241H57L54 238H52ZM216 240H217V242H216ZM245 241L246 242H249L250 240L247 237V238H245ZM62 242H64V243H62ZM137 242H138V244H137ZM58 243H60V244H58ZM99 245L96 246V247H99ZM117 245H119V243H117ZM122 245H124V243ZM127 245H124V246H127ZM253 245H254V243L251 244V247H253ZM54 246L56 247V245H54ZM114 246L116 247L115 244H114ZM168 246H169V244H168ZM47 247H49V246H47ZM222 247H221L220 250L221 251H226L227 248H228V244L226 245L227 248H222ZM111 248L112 247H110V249ZM44 249H45V246H44ZM64 249H61V250H64ZM110 249L108 250L109 252L112 251V249L111 250ZM242 249L244 250V246L242 247ZM41 250H42L41 252H44V253L46 251V250L43 251V249H41ZM104 250L107 251V249H105V248H104ZM46 252L48 254V251H46ZM60 252L61 251H59V253ZM5 254H7V253H4L2 255V253L0 251V264H17V262H16L17 260L10 261ZM214 256L212 255V258H214ZM231 256H233L232 258L236 257L237 259H239V258L242 259L241 258V255H238V254H233L232 253ZM240 259H239V261L238 260H235V259H233L234 261L231 260V261H233L231 264H241L242 260H240ZM250 259H251V261L248 259L249 261L246 262V263L243 262V264H248L249 262L250 263H258L259 264V261H258L257 258H254V260L252 258H250ZM19 261L20 260H18V262ZM256 261H258V262H256ZM20 262L23 263V261H20ZM260 263H262L261 260H260ZM262 264H264V263H262Z\"/></svg>","mask_w":264,"mask_h":264}]
</instances>
